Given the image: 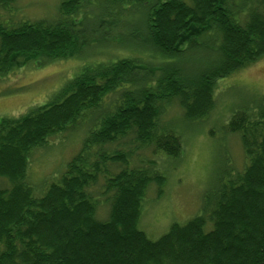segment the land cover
<instances>
[{"label": "trees", "instance_id": "1", "mask_svg": "<svg viewBox=\"0 0 264 264\" xmlns=\"http://www.w3.org/2000/svg\"><path fill=\"white\" fill-rule=\"evenodd\" d=\"M17 1L0 0V76L74 58L96 34L108 44L127 14L142 17L144 35L132 38L152 54L84 65L45 104L0 119V178L8 183L0 187V264H264V104L233 114L228 130L247 164L209 191L201 214L157 240L139 226L150 187L161 197L167 182L140 151L179 158L181 137L163 118L169 108L205 118L218 79L264 58V0H62L53 19L5 21ZM101 3L105 15L94 21ZM191 51L200 55L188 58ZM161 56L168 61L155 65ZM86 111L99 126L37 194L33 152Z\"/></svg>", "mask_w": 264, "mask_h": 264}, {"label": "rangeland", "instance_id": "2", "mask_svg": "<svg viewBox=\"0 0 264 264\" xmlns=\"http://www.w3.org/2000/svg\"><path fill=\"white\" fill-rule=\"evenodd\" d=\"M62 0H18L10 11L11 19H53ZM103 5L96 7L89 16L97 21L105 15ZM0 15L6 13L0 10ZM126 17L123 31L114 30L108 44L101 43V34L93 35V41L74 58L47 62L41 67H24L16 73L0 76V119L18 117L31 107L43 105L67 84L84 65L116 61L121 58L139 57L150 59L152 50L133 39L135 34L143 37L144 29L140 15ZM113 36V37H112ZM138 42L141 40L138 39ZM118 43V44H117ZM201 50H206L202 48ZM189 52L188 58L199 56ZM157 61V62H156ZM155 65L168 60L157 57ZM215 107L208 116L200 120H186L182 108L175 103L164 115V120L181 137L183 151L179 158L165 152L152 156L149 151H140V156L156 163L167 178L165 193L158 197L153 185L144 199L140 228L152 240L165 235L174 224L183 225L203 212L206 195L220 181L243 171L246 159L239 135L228 130L231 118L236 111L254 109L264 104V58L217 81ZM118 94L104 99L102 111L112 109ZM86 115L74 129L54 136L44 147L33 152L30 164V182L37 194H43L52 181L66 169L67 163L75 156L89 138L97 116ZM101 124V122H100ZM136 164V161L133 162ZM104 182L101 180L93 191L101 195ZM8 183L0 178V187ZM42 191V192H41ZM108 207L102 205L98 217L105 219Z\"/></svg>", "mask_w": 264, "mask_h": 264}, {"label": "bare ground", "instance_id": "3", "mask_svg": "<svg viewBox=\"0 0 264 264\" xmlns=\"http://www.w3.org/2000/svg\"><path fill=\"white\" fill-rule=\"evenodd\" d=\"M245 159H246V157H245ZM246 164H247V159H246ZM246 164H245V165H246ZM153 186L156 187L155 185H153ZM165 187H166V186H165ZM164 193H165V188H164Z\"/></svg>", "mask_w": 264, "mask_h": 264}]
</instances>
